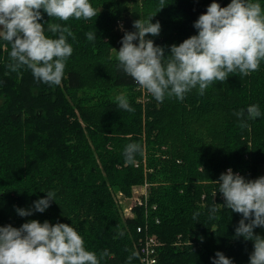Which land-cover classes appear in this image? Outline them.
I'll use <instances>...</instances> for the list:
<instances>
[{
    "label": "trees",
    "instance_id": "1",
    "mask_svg": "<svg viewBox=\"0 0 264 264\" xmlns=\"http://www.w3.org/2000/svg\"><path fill=\"white\" fill-rule=\"evenodd\" d=\"M212 0H91L98 15L61 21L44 13L41 23L66 25L72 33L59 86L33 78L31 70L11 71L10 44L0 41V225L19 227L27 220L72 224L85 247L108 249L101 264H125L134 243L147 230L161 242L157 264H212L217 250L234 264H248L253 241L235 236L241 215L227 208L209 218L220 174L229 167L255 179L264 165V115L241 128L235 111L259 104L264 113V61L247 76L230 73L199 95L157 102L131 76L116 68L124 30L152 16L161 31L147 38L170 51L196 34L193 23ZM226 6L230 0H218ZM264 6V0H261ZM162 7V8H161ZM161 8V9H160ZM88 31L97 32L94 41ZM46 35H53L47 33ZM138 42V41H134ZM126 88L135 111L117 109L114 89ZM140 143L135 165L123 149ZM147 184L144 204L132 217L120 214L113 190L131 196L132 186ZM57 192L43 212L20 216L47 190ZM193 213H199L194 219ZM198 220V221H197ZM255 233L264 236V228ZM123 233V235H121ZM138 261V255L132 263Z\"/></svg>",
    "mask_w": 264,
    "mask_h": 264
},
{
    "label": "clouds",
    "instance_id": "2",
    "mask_svg": "<svg viewBox=\"0 0 264 264\" xmlns=\"http://www.w3.org/2000/svg\"><path fill=\"white\" fill-rule=\"evenodd\" d=\"M41 10L50 18L67 21L96 17L97 8L91 0H0V41L11 46L6 67L13 72L27 68L35 80L50 87L59 86L66 62L73 53L68 42L72 33L66 25L49 21L45 30ZM153 15L133 21L134 31L124 30L121 46L118 51L115 49V59L117 70L131 76L157 102L172 97L183 100L193 89L203 95L209 85L224 82L230 73L247 76L264 61L261 0H230L223 7L218 0H212L193 23L196 34L179 44L173 43L167 53L164 47L147 38V34L155 37L161 31L160 22H152ZM96 36L97 32L86 33L89 41H94ZM115 99L118 110L135 111L126 95H117ZM234 115L239 126L246 128L249 120L264 113L259 104L253 103ZM142 153L140 143H128L123 149L125 163L135 165L136 155ZM215 182L218 187L214 195L219 191L224 199L223 204L213 202L208 206L209 218H215L221 210L218 205L242 214L234 234L253 241L248 264H264V236L254 232L257 227L264 228V175L246 179L229 167ZM44 192L46 196L35 199L30 207H17V213L20 216L43 213L53 200L57 202L56 190ZM198 215L193 213V218ZM108 256V249L97 254L86 248L83 237L72 224L31 219L19 227L0 225V264H101ZM135 256V252L129 255L125 264H132ZM211 261L234 264L219 250Z\"/></svg>",
    "mask_w": 264,
    "mask_h": 264
},
{
    "label": "built area",
    "instance_id": "3",
    "mask_svg": "<svg viewBox=\"0 0 264 264\" xmlns=\"http://www.w3.org/2000/svg\"><path fill=\"white\" fill-rule=\"evenodd\" d=\"M144 188L141 192L133 188L131 196L124 195L128 200H130L131 207L129 210H126V216L132 217L134 215L135 206H140L144 204L143 198L146 199L147 193V184H144ZM132 212V214H129ZM148 225L137 227V232L141 233L144 230V233L141 234L134 243L135 251L138 255V261L132 264H157L159 248L161 242L158 240L157 236L153 233H150L147 230Z\"/></svg>",
    "mask_w": 264,
    "mask_h": 264
},
{
    "label": "rangeland",
    "instance_id": "4",
    "mask_svg": "<svg viewBox=\"0 0 264 264\" xmlns=\"http://www.w3.org/2000/svg\"><path fill=\"white\" fill-rule=\"evenodd\" d=\"M112 52H113V54H115L116 50L113 49ZM120 94H124V95L127 96L129 94V90L126 89V88L114 89L112 91V95L111 96L116 98V96L120 95ZM260 175H264V165L260 169ZM144 186H145L144 183L140 184V185H134V186H132V190H133V188H135V189L139 190V192H141L143 190ZM113 195H114L115 199L116 198L119 199V203L117 202V199H116V202H117V205L119 206L120 214L123 215V216H126L125 215L126 214V210H129V208L131 207L130 200H128L124 196L125 194L122 191H120V190H115V191L113 190ZM133 209H134V207H133ZM129 214H132V212H130Z\"/></svg>",
    "mask_w": 264,
    "mask_h": 264
}]
</instances>
